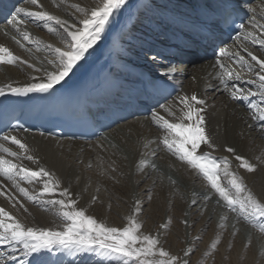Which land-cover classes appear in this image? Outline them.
<instances>
[{
  "label": "bare ground",
  "instance_id": "obj_1",
  "mask_svg": "<svg viewBox=\"0 0 264 264\" xmlns=\"http://www.w3.org/2000/svg\"><path fill=\"white\" fill-rule=\"evenodd\" d=\"M147 1L150 2L127 0V4L110 18L100 41L89 50L85 59L64 81L51 90L74 93L84 91L90 100L95 99L92 102L97 103L99 110L105 108L110 115L116 117L115 123L100 137L88 142L52 139L35 133L25 135L10 132L7 135H15L28 145L38 164L24 159L16 160L3 153H0V158L32 170L44 168L53 173L60 180L61 187H67L72 198L78 201V208L85 209L86 215L110 227L126 226V217L132 214L135 202L139 200L143 209L149 202V197H152L146 216H139L141 232L159 235L163 247L181 257L184 250L195 249L197 240L207 227H210L209 236L204 245H201L198 256L192 259L191 255L183 257L189 260V264L199 262L207 255L212 256L215 264H264V234L256 229L249 230L240 224L243 218L238 217L235 212H229L222 201L217 203V196L213 195L211 200L204 199L206 195H212L206 181L167 150L161 143L167 134L166 131L152 121L153 114H159L170 122H179L182 117L180 97L195 94L204 99V127L216 148L212 150L201 145L199 152H208L217 163H222L223 159L227 158L231 166L230 171L243 177L247 187L259 198L264 199V163L257 159L264 157V131H261L264 121L252 120L251 117L257 110L246 105L250 101L264 108L256 85L246 83L248 79L256 77L245 70L239 73L242 77L240 81H228L229 90H225L224 85L220 83L217 61L222 60L225 65L232 67L230 61L220 57V50L225 47L239 50L237 39L232 43L233 48L229 45L222 46L211 57L200 59L191 54L193 46L190 47V43L200 47L199 40L202 39L193 25L200 22L203 12L214 8L212 0H153L150 5ZM231 1L248 15L242 33L254 31L253 22H264V0H259L262 2L258 3L257 11H254L252 6V2L257 0ZM39 3L43 7L37 9L31 5L30 0H0V45L41 69L40 72H35L19 63L0 64V87L8 84L23 87L39 82L34 81L32 77L43 78L47 71L53 70L47 61L53 59L54 54L45 46H66L61 40L66 34L63 33V28L54 22H47L46 26L43 21L23 17L25 22L19 25L21 31L16 32L9 22L16 15L17 8L47 11L70 24L82 27L79 24L83 18L82 13L74 6L91 9L99 5L101 0H39ZM136 15H141L145 20L143 25L138 24L143 28L141 33L132 35L129 22ZM49 26L56 29L55 34L48 31ZM24 32L29 33L33 41H40L39 51L34 43L23 40ZM240 36L242 37V34ZM120 37L124 38L118 40ZM16 40H20L24 47L17 44ZM154 42L158 44L155 45ZM182 46L187 48L183 51L184 55L179 52ZM249 47L258 57L264 56V50H260L258 46ZM149 50L155 51L154 53L162 57V61H156V58L153 60L154 55L145 57ZM172 60L180 63L169 77L166 75L169 69L167 71L165 65ZM142 74L172 81L182 88V92L171 100L158 105L156 103V107L148 108L139 96L138 77ZM233 84L257 92V95L250 96L247 101H233L229 94ZM7 93L10 92L6 90ZM137 105L138 108H135ZM165 108L170 109L172 115H169ZM140 109H146L148 113L138 115ZM133 116L139 118L131 120ZM0 143L18 151L15 145L3 141ZM226 147L235 148L237 154L238 151L243 153L250 162L258 166L257 171L248 173L240 168L234 155L224 150ZM142 159L148 161L149 166L139 171L138 165ZM152 164L156 165L155 169L151 167ZM113 168L115 172L111 170ZM227 178L221 180V183L227 185ZM19 182L33 195L37 194L41 187L29 185L22 180ZM153 188L155 191H152ZM0 191L15 197L28 208L27 213L19 205L13 208L8 199L0 196V207L5 208L25 225L55 230H61L63 227L65 222L60 218L57 207L41 200L27 201L3 177H0ZM93 196L98 197L95 203L92 202ZM193 200L196 201L195 204ZM159 207L162 211H159ZM224 216L227 217L226 220L221 219ZM199 218L202 226H199L196 235L192 236L191 225ZM254 220L264 223L259 217ZM168 221H171L167 227L171 228L170 234H167V229L160 227ZM221 224L224 225L223 228L220 227ZM233 232L236 234L233 235ZM216 240L223 242L214 253L211 245ZM11 255H15L17 259H9ZM21 259L25 260L26 264H121L118 257L98 255L95 251L77 252L57 248L52 252L41 251L25 257L20 251L12 253L10 248L0 245V264H19Z\"/></svg>",
  "mask_w": 264,
  "mask_h": 264
},
{
  "label": "snow or ice",
  "instance_id": "obj_2",
  "mask_svg": "<svg viewBox=\"0 0 264 264\" xmlns=\"http://www.w3.org/2000/svg\"><path fill=\"white\" fill-rule=\"evenodd\" d=\"M30 3L37 9L43 7L39 0H30ZM126 4L127 0H101L99 5L91 9H82L79 5L74 6L78 12L82 13L83 18L79 21L82 27L70 24L67 20H62L47 11L17 8L16 15L9 22L16 32L21 31L19 25L25 22L23 17L43 21L46 26L47 22H54L63 28V33L66 35H63L61 40L66 46L46 45V49L54 54L53 59L47 61L53 70L47 71L43 78L33 76L32 79L34 81L39 80V82H33L27 86L14 87L12 84H8L5 87H0V96H4L6 90L18 96H25L29 93H50L85 59L89 50L93 49L100 41L102 34L109 25L110 18ZM252 28L254 31H245L242 33V37L236 38L239 43V50L227 47L220 50V57L230 61L232 67L225 65L222 60L217 61L220 69L219 81L224 85L225 90H229L228 81H240L242 77L239 73L246 70L256 77V79H248L246 83L256 85L261 96V103L264 104V56L258 57L249 47V45H254L258 46L260 50H264V24L253 22ZM48 31L53 34L56 33V29L50 26ZM13 38L15 39V37ZM23 40L34 43L36 50H40V41H33L29 33H23ZM16 43L24 47L20 40H16ZM17 63L26 65L27 68L35 72L41 71L34 64L15 56L7 47L0 45V64L15 65ZM174 71L175 69L170 68L166 75L170 77ZM229 94L233 101H247L250 96L257 95V92L233 84ZM179 102L182 105V117L179 122H170L163 115L153 114V123L167 133L161 143L180 162L187 165L206 181L212 195H206L205 200H211L213 195L217 196V203L222 201L223 206L229 212L237 213L238 217H242L254 229L264 234V223H257L254 220L255 217L264 220V199L259 198L247 187L243 177L230 171L231 166L227 158L223 159L222 163H217L216 159L208 152H199L201 145H205L207 149L215 150L216 148L211 137L206 134L204 127L206 121L202 112L204 111L205 100L193 94L180 97ZM249 107L257 110V113L251 117L252 120L264 121V108H260L251 102H249ZM165 111L172 115L170 109L165 108ZM184 121H188V123H184ZM261 131H264V125H261ZM0 141L15 145L18 149V151H14L5 146V143H0V153L16 160L24 159L38 164L28 145L17 136L3 135L0 137ZM224 150L233 154L234 159L239 162L240 168L246 172L254 173L257 171L258 166L246 157L237 154L235 148L226 147ZM257 159L264 163V157ZM148 166L149 162L142 159L138 165V170L143 171ZM151 167L155 169L156 165L152 164ZM111 170L115 172L114 168ZM221 174L229 177L227 185L221 183ZM0 177L9 181L11 187L16 189L27 201L41 200L57 207L60 218L65 222L61 230L35 228L25 225L5 208L0 207V245L10 248L12 253L20 251L23 256L27 257L33 253L52 252L59 248L77 252L95 251L98 255L115 256L120 259L121 264H189V260L183 257L192 255L193 249L184 250L183 257H181L166 250L159 235L153 236L141 232L142 224L139 216L143 209L139 200L135 202L132 214L126 217V226L123 228L110 227L98 222L94 217L86 215L85 209L78 208V201L72 198L69 189L61 187L60 180L44 168L32 170L21 164L0 158ZM20 180L29 185H40L38 193L30 194L29 189L21 186ZM0 196L8 199L13 208L19 205L24 212H28V208L15 197L8 196L4 191H0ZM57 196L59 198H56ZM97 199V196H93L92 202L95 203ZM195 203L196 201L193 200V204ZM221 219L226 220L227 217L224 216ZM169 223L171 221L161 224L160 227L167 229ZM220 227L223 228L224 225L221 224ZM235 234L236 232H233V235ZM219 243V240L212 243V251L216 250ZM9 259L16 260L17 257L11 255ZM19 264H26V262L21 259Z\"/></svg>",
  "mask_w": 264,
  "mask_h": 264
},
{
  "label": "rangeland",
  "instance_id": "obj_3",
  "mask_svg": "<svg viewBox=\"0 0 264 264\" xmlns=\"http://www.w3.org/2000/svg\"><path fill=\"white\" fill-rule=\"evenodd\" d=\"M171 2H172V0H170ZM150 2H151V4L153 3V0H150ZM149 1H147V3L149 4L150 3ZM262 1H260L259 2V0H257V1H253L252 2V6H254L253 7V9H254V11H257V9H258V3H261ZM254 3V4H253ZM150 5V4H149ZM154 6V5H153ZM140 10H138V12H139ZM164 11V10H163ZM141 14V13H140ZM252 15H253V12H252ZM255 18V17H254ZM143 20H145V19H143L142 18V16L141 15H136L130 22H129V27H130V31L132 32V35H135L136 33H137V35L138 34H140L141 33V31L143 30V28L140 26V25H138L139 23L140 24H142L143 25ZM262 24H264V22L262 23ZM4 25V24H3ZM137 25V26H136ZM135 27H136V29H135ZM248 28V27H247ZM134 29L136 30V31H134ZM134 31V32H133ZM124 37H120V38H118V40H121V39H123ZM156 43L158 44V42H154V44L156 45ZM233 48V47H232ZM234 50V49H233ZM155 51H153V50H149V52L147 51V53H145V57L146 56H151V55H154V57L156 58V61H162V57H160L159 55H157L156 53H154ZM145 57H143V58H145ZM178 63V64H177ZM179 63H180V61H174V60H172L171 62H167L166 63V65H165V69H167V71H168V69H175V71L177 70V68H178V65H179ZM179 70V69H178ZM250 76H251V74H250ZM139 117L138 116H133V117H131V120H135V119H138ZM60 140V139H59ZM238 154H240L241 156H244V157H246L243 153H239V151H238ZM221 180H224V178H226L225 176H223V175H221ZM227 179H229V177L227 178ZM144 184V183H143ZM142 187V185L141 186H139V188H141ZM152 191H155V188H153L152 189ZM151 191V193L152 194H150V196H152L153 195V192ZM150 198V199H149ZM148 199H149V202L147 203V205H145L144 207H143V210H142V213H141V215L143 216V217H145L146 216V212L148 211V208H149V204H151V200H152V197H149ZM218 201V200H217ZM159 211H162V208H160L159 207ZM171 211H173V212H175L174 210H171ZM255 219V218H254ZM175 220V219H174ZM172 221H173V219H172ZM257 223H260V221H258V220H255ZM246 221H244V219L243 220H241V223L240 224H242L245 228H248L249 230H254L255 231V229L250 225V224H247L248 222H246ZM202 226V224H201V218H199V219H197V220H195V222L191 225V228H190V231H191V235L192 236H195L196 235V233L198 232V230H199V228ZM167 234H170L171 233V228H167ZM210 231V227H207V229L202 233V236H201V238H199L198 240H197V246L195 247V249L193 250V253H192V255H191V259L192 258H195L196 256H198V252L201 250V247L204 245V241L208 238V236H209V232ZM257 232V231H256ZM222 242L223 241H221L220 240V243L217 245V249L221 246V244H222ZM202 245V246H201ZM202 252V251H201ZM214 253H216V250L215 251H213ZM202 254V253H201ZM201 254H199V256H201ZM194 264H215V262L214 261H212V256H210V255H207V256H204L202 259H201V261H199V262H196V263H194Z\"/></svg>",
  "mask_w": 264,
  "mask_h": 264
}]
</instances>
